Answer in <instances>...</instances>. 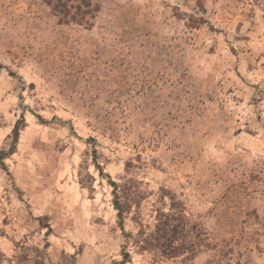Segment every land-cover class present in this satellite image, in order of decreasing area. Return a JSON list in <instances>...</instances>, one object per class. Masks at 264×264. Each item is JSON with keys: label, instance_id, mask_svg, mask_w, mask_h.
Returning <instances> with one entry per match:
<instances>
[{"label": "rangeland", "instance_id": "rangeland-1", "mask_svg": "<svg viewBox=\"0 0 264 264\" xmlns=\"http://www.w3.org/2000/svg\"><path fill=\"white\" fill-rule=\"evenodd\" d=\"M90 2L62 0V23L0 0V150L25 122L0 169V264H264V0ZM125 176L150 225L160 190L183 205L192 259L131 245L109 186Z\"/></svg>", "mask_w": 264, "mask_h": 264}, {"label": "trees", "instance_id": "trees-1", "mask_svg": "<svg viewBox=\"0 0 264 264\" xmlns=\"http://www.w3.org/2000/svg\"><path fill=\"white\" fill-rule=\"evenodd\" d=\"M45 0L48 6H51L52 11L60 18L62 23H67L69 17L68 5L62 3V0ZM70 0H67L69 2ZM83 8H92L90 0H80ZM58 2V3H57ZM57 3V4H55ZM58 7L63 8L59 10ZM81 6H78L79 10ZM91 12H86L92 14ZM70 22H74L73 19ZM25 127L24 119L21 118L16 122L9 136L11 142L7 150H0V169H5L4 160L14 154L16 144L19 140V134ZM94 150V154H95ZM132 165L127 163L126 169ZM99 168V166H97ZM111 187L112 206L116 211V216L120 225H122L124 218L134 211V222L138 229L136 233L129 237L131 238V245L139 252H153L163 259H174L178 257H185L192 259L199 246L204 241L203 233L198 226L192 224L185 214L183 205L175 199V197L167 194L165 190L159 191L157 205L151 206L152 224L142 219L140 208L143 201L147 199V193L144 192L142 182L136 178L122 177L118 182L109 180ZM165 199L168 203H165ZM123 262H128L130 254L125 251L122 254Z\"/></svg>", "mask_w": 264, "mask_h": 264}]
</instances>
